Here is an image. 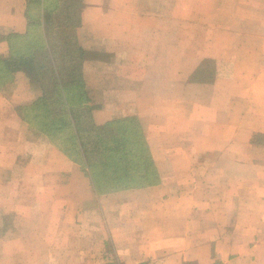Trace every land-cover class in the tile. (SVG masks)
<instances>
[{"label":"crops","instance_id":"1","mask_svg":"<svg viewBox=\"0 0 264 264\" xmlns=\"http://www.w3.org/2000/svg\"><path fill=\"white\" fill-rule=\"evenodd\" d=\"M179 3L0 0V264H264V43Z\"/></svg>","mask_w":264,"mask_h":264},{"label":"rangeland","instance_id":"2","mask_svg":"<svg viewBox=\"0 0 264 264\" xmlns=\"http://www.w3.org/2000/svg\"><path fill=\"white\" fill-rule=\"evenodd\" d=\"M177 8L176 13H194L199 20L198 25L193 26L196 36L190 38L196 45L218 46L222 50L238 46L235 55L241 63L254 55L249 52V47H255L252 49L255 52L261 50L264 43V0H180ZM221 55L228 56L229 53L222 52ZM208 61L206 58L205 63ZM210 70L205 68V74ZM47 114L42 112L40 115L43 123L51 118Z\"/></svg>","mask_w":264,"mask_h":264},{"label":"trees","instance_id":"3","mask_svg":"<svg viewBox=\"0 0 264 264\" xmlns=\"http://www.w3.org/2000/svg\"><path fill=\"white\" fill-rule=\"evenodd\" d=\"M12 70V62L8 64L7 58L0 55V85L6 83L7 80H9V77L12 75ZM70 121L71 117L63 116V119L59 123H61L62 125H68L70 124Z\"/></svg>","mask_w":264,"mask_h":264}]
</instances>
